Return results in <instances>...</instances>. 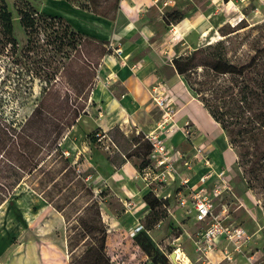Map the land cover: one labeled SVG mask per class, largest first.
I'll list each match as a JSON object with an SVG mask.
<instances>
[{
    "label": "rangeland",
    "instance_id": "rangeland-1",
    "mask_svg": "<svg viewBox=\"0 0 264 264\" xmlns=\"http://www.w3.org/2000/svg\"><path fill=\"white\" fill-rule=\"evenodd\" d=\"M73 1L75 3L68 0H7L8 7L13 15L14 33L18 40L19 48L22 49L27 41L26 33L21 26L18 15L19 7L30 3L39 12L61 16L57 14L70 13L67 10L68 7H65L66 4L70 3L78 6L81 2H87L88 0ZM97 1L99 2V9H105L106 11H110L115 2V0ZM211 15L210 30L205 35L196 34L194 44L185 54L178 58L186 60L196 50L212 44V47L208 50L202 51L200 49L194 57L192 65L194 67H190L185 74H180L183 76L186 85L198 98H202L203 96L210 97L211 102L214 103L220 102V98H224L223 96L228 98V94H231L233 91L237 92V82L239 80L229 74H218L207 65L209 61L214 60L215 57L213 56L218 51H222L223 55L230 62L238 65L248 63L257 54V68L253 73L248 74V79L250 80L257 73L260 74L259 77L264 74V0H223V3H218V0H216ZM124 22V19L121 20L118 26L121 31L124 27ZM87 38L89 37L87 36ZM219 40L224 42L223 45L220 48L214 47V44ZM1 41L0 33V49L2 47ZM118 48L119 46L111 45V42L108 41L94 40L92 38L82 39L75 50L71 49L69 55L67 54L63 58L56 57L57 59L53 63V66L55 68L58 66L59 75L57 80L54 81L51 90L43 97L44 107L45 109H49L50 113L41 122L33 125V129H31V132H33L32 137L30 140L28 139L31 146L30 151L26 149V143L28 142L20 136L6 141L4 148L0 150L2 152L0 155V182L9 183L13 180L12 177L6 175H9V168L12 165L11 158L18 157L17 154L20 156L18 152L35 153L39 164H42V167L31 175L26 174L24 179L15 186L9 197L0 204V213L3 212L0 215V252L7 246L8 251L10 250L8 255L10 254L13 257L7 264H29L26 263L25 259H21L24 257L21 250H16L23 245V238L20 236L21 233L18 234L12 228L14 223L17 222L14 218L19 220L22 216H26V219L30 220L33 214L46 213L49 208H53L52 210L56 214L59 212L42 194L51 195L56 199V202L58 200L60 203H64L66 195L76 196L81 194L78 204L76 206L71 204L67 208L72 213V222L74 221V214L78 206L82 207L88 202L98 200L103 221L108 227L106 252L110 256L111 264H153L148 255L133 239L138 230L144 229L147 225L151 226L149 229L150 236H152L164 254L168 256L172 264H251L247 256L256 251L258 252L257 264H264V204L261 198L262 195L257 194L253 189L248 187L241 167L239 168L245 178V185L243 183L238 184L237 190L245 194L248 204L245 203V206L231 212L238 201L234 197V193H230L231 191H229L228 195L230 196L226 198V204L216 200L217 203L215 204L214 211L215 213L225 212L226 217L229 216L227 218L228 222L244 227L252 235V241L243 247L242 253L236 252L233 254L235 246L223 237L220 240V246L217 244L216 252L205 254L204 250H199L196 244L198 232L203 229L205 230L209 221H196L193 218L195 214L193 209H184V206H178V202L175 201L167 202L165 200V205L161 206L157 213L148 211L143 220L140 221L141 225L138 227L139 229L132 231L130 235H124L121 232L123 222L120 219L123 217L122 214L125 212V208L130 207L129 201L126 200L124 206L120 205L117 202V197L109 189H95L80 167V158H77V153L73 155L72 152L68 151L71 150V147L68 146L69 131L71 129L58 132L54 128L57 122L65 118L66 115H72L73 110L78 107H82L87 112L82 116L89 114L95 102L93 100L94 90L98 85L110 86L116 84L115 75L105 71L106 64L104 60L113 57L119 61L123 52L117 51ZM13 70L14 67L10 69L11 72ZM2 73L5 74L6 72L2 71V51H0V86L2 85ZM30 96L23 105H20L14 117L19 122L15 123L12 127L16 129L17 134L21 133L25 126L21 122L25 121L26 117L36 106L35 104L41 98L40 86L38 84H36L34 92ZM92 132L94 131L87 134L88 138H90ZM146 135H143V137L148 140ZM55 142H58V145L62 148L64 152L63 156L69 157L72 160L71 163L76 168V173L80 176L82 175V179L76 176L70 181L72 176L67 175L64 158L61 156L60 151L54 148ZM149 155L147 158L150 160ZM23 157L16 161V163L19 164L21 162V166L26 164V167L29 168L31 166L30 162L25 161ZM144 172L145 168L140 172L139 176L143 178ZM53 177L54 179H52ZM77 178H80L82 182L84 181L83 183L86 184L84 188L81 182L77 183ZM242 180L241 177V182H243ZM235 183L237 184V181ZM64 186H69L70 189L67 190ZM60 189L62 191L58 193ZM88 190L91 193H87ZM101 192L104 193L101 194ZM3 197L4 194L0 187V199ZM38 198L39 200H44L45 206L48 208L41 209L42 206L40 204L34 203ZM175 199L177 201L178 197ZM9 216L12 220L6 225ZM55 223L58 224L57 218H55ZM37 224L35 225L36 229L33 231V235L42 238V241L38 238L39 245L46 244L48 250L58 251H62L63 241L66 242L67 246L68 231L66 230L67 224L65 220L63 221L65 228L64 239L60 235L59 224H55V229L51 232L49 226L45 225V223L43 225L41 223ZM75 224L73 223L72 226ZM79 230L80 228H75L74 231L78 232ZM70 235L74 236L73 230ZM85 240H81L80 242L85 243ZM225 247L228 248L226 252H224ZM83 248L84 245L79 247V250ZM177 249L183 255L179 260L175 256L177 263H174L171 259V253ZM66 254L68 257L62 254L60 264H69L68 246L66 247ZM60 257L58 258L60 259ZM66 258H68V262Z\"/></svg>",
    "mask_w": 264,
    "mask_h": 264
},
{
    "label": "crops",
    "instance_id": "crops-1",
    "mask_svg": "<svg viewBox=\"0 0 264 264\" xmlns=\"http://www.w3.org/2000/svg\"><path fill=\"white\" fill-rule=\"evenodd\" d=\"M215 1L120 0L114 20L70 3L65 6L70 13L57 14L63 16L76 31L94 40L111 42V45L119 46L123 52L119 61L113 57L104 60L105 71L115 75L116 84H100L94 90L92 110L89 114L80 116L69 131L68 146L71 150L68 151L73 155L77 153L79 165L95 189H109L120 205L124 206L125 201H129L130 207L125 208L120 219L124 235L138 230L140 221L149 211L144 195L151 188L139 176L146 158L137 153L121 161L125 154L110 136L105 134L116 146H111L110 150H106L99 141L95 142L87 137L89 132L97 128L105 133L118 125L129 138L154 131L162 135L180 175L160 189V194L168 197L167 202H177L175 198L184 190L180 178H188L189 185L197 187L201 185V178L209 174L203 186L207 188L215 204L216 200L226 204L229 191L234 193L241 204L237 203L231 212L248 204L245 194L237 190L238 184L245 185V178L227 133L186 85L174 64V60L194 44L196 34L205 35L210 30ZM221 2L223 0H218V3ZM174 11L183 13V17L168 23L165 14ZM123 19L125 22L121 31L118 26ZM157 97L168 98V103L173 108L172 117L162 128L158 126L162 121L163 110L156 103ZM175 126L176 129L169 135L166 134L167 129ZM105 143H108L107 139ZM198 152L203 153L200 155ZM204 156L210 160V165L205 163ZM221 170L228 177V187L223 190L224 193L215 195L213 189L218 185L216 174ZM35 201L34 203L42 206L41 209L47 207L44 200L38 198ZM186 208L190 207H184ZM52 209L49 208L46 213L33 214L30 220L26 216L19 220L14 218L17 222L12 228L18 234L21 233L23 238V245L16 250H21L24 254L21 259H25L26 263L60 264L62 254L67 256L65 241L62 251L48 250L46 244H38V240L42 241V238L33 235L37 223H45L50 232L53 231L57 218L60 235L65 238L64 217L59 212L54 213ZM11 220L9 216L6 225ZM148 233L150 235V231ZM220 240L222 239L216 240L219 246ZM7 248L6 246L0 252V264H7L13 259L8 255L10 250ZM59 252L62 254L57 255ZM66 259L68 262V258Z\"/></svg>",
    "mask_w": 264,
    "mask_h": 264
},
{
    "label": "trees",
    "instance_id": "trees-1",
    "mask_svg": "<svg viewBox=\"0 0 264 264\" xmlns=\"http://www.w3.org/2000/svg\"><path fill=\"white\" fill-rule=\"evenodd\" d=\"M69 2L75 3L73 0ZM119 0H115L110 11L100 10L97 0H88L81 2L78 6L88 10L96 15L108 19H115L118 10ZM18 15L21 26L23 27L27 41L25 46L20 49L18 40L14 33L13 15L10 11L7 0H0V33L2 47V85L0 86V150L4 148L6 141L20 136L26 143V149L30 151L28 139L32 137L31 129L35 123L41 122L45 116L49 115V109L44 107L45 94L51 90L54 81L59 75L58 66H53L56 57H64L70 54L71 49L75 50L82 39H89L79 31H76L70 23L62 16H54L37 11L33 5L18 8ZM170 23L172 20L177 21L183 17V13L174 11L165 14ZM223 41L219 40L214 47H221ZM212 44H208L202 51L208 50ZM196 50L193 55L186 60L176 58L174 64L179 73L185 74L190 67H194L193 60L200 50ZM49 54V55H48ZM213 57L214 60L208 62V66L218 74H229L233 78L239 79L237 82V92L228 94V98H220V102H211L210 97L203 96L199 98L214 119L222 126L228 135L229 142L238 156V166L241 167L249 188L257 194H261L264 204V74L261 77L259 73L254 75L250 80L248 74L253 73L257 68V54L245 64H235L230 62L222 51H218ZM53 60V62H52ZM203 64V63H201ZM13 72L10 71L12 68ZM40 86V99L35 104L31 113L26 117L21 133H16L12 128L17 122L14 117L20 105L24 104L27 98H30L34 88ZM198 92V91H197ZM199 93V92H198ZM212 98V97H211ZM23 99V100H22ZM86 110L78 107L73 110V114L62 118L55 124V130H70L80 116L86 114ZM57 118V116H55ZM11 125V126H10ZM106 134L117 144L119 149L124 152L125 156L121 161H125L130 156L141 153L145 159V167L151 164L146 157L151 149V142L144 139L142 134L129 138L120 129L118 125L114 126L108 132H102L99 128L90 134V138L98 142V134ZM135 145V146H134ZM54 148L59 150L64 158L67 175L72 176V181L76 176L82 179V175L76 173V168L72 165V160L65 157L62 148L55 142ZM18 157L11 158L12 165L9 168L8 177L13 180L9 183L0 182V187L4 197L0 199L2 204L12 193L26 174L31 175L42 167L32 152H18ZM2 152H0V155ZM24 156V157H23ZM3 157V155H2ZM21 157L29 161L31 166L26 164L21 166L16 161ZM15 160V161H14ZM45 171V169L43 168ZM75 174V175H74ZM80 178L77 183L85 187V183ZM84 178V174H83ZM54 179V177L52 178ZM71 185V184H70ZM65 187V186H64ZM67 190L69 186L65 187ZM61 189L58 193H61ZM87 193H91L90 190ZM104 192H101L103 194ZM42 196L59 211L67 224L68 231L67 246L69 254V264H111L110 256L106 252V240L108 227L104 223L98 200L88 202L82 207H77L74 214V221H71L72 213L67 208L76 206L79 202L80 195H66L64 203L51 196ZM51 196V197H50ZM149 211L157 213L165 201L158 197L152 190L144 195ZM73 223H76L72 226ZM80 228L78 232L74 230ZM150 225L137 232L133 239L134 242L148 255L153 264H172L170 259L159 248L154 239L149 235ZM74 232L72 237L70 233ZM86 239L85 243L81 240ZM84 245L82 250L79 247Z\"/></svg>",
    "mask_w": 264,
    "mask_h": 264
},
{
    "label": "built area",
    "instance_id": "built-area-1",
    "mask_svg": "<svg viewBox=\"0 0 264 264\" xmlns=\"http://www.w3.org/2000/svg\"><path fill=\"white\" fill-rule=\"evenodd\" d=\"M117 51L120 52L121 49L118 48ZM155 100L157 105L163 110L162 121L158 126L159 128H162V126L172 117L173 108L165 97H157ZM174 129H176V126L173 129H167L166 134L169 135ZM98 137V141L106 150H110L111 146L116 147L105 134L99 133ZM146 137L151 142L152 147L149 155L151 164L146 167L144 166L145 172L143 173V178L147 181L151 190L165 201L168 197L160 194L161 187L165 184L171 183L180 175L172 159L170 149L167 147L162 135L159 132L154 131L147 134ZM105 139L108 140V143H105ZM199 151H202V149ZM198 153L202 155L203 152ZM204 161L206 164L211 163L206 156H204ZM216 175L218 178V185H215L213 193L215 195H220L222 191L228 187V177L224 170L219 171ZM209 176L210 175L207 174L202 177L200 181L201 185L197 187L190 186L188 178H180L184 190H182L181 194L178 196V205L184 207L189 206L193 209L196 221H209L205 230L203 229L198 232L196 244L199 250H204L205 254L216 252V240L223 237L235 246V249L232 252L233 254L236 252L242 253L243 247L252 241V235L249 234L244 227L228 222L227 218L229 216L226 217L225 212L221 211L215 213V201L211 195L208 194L207 188L203 186ZM177 250H175V253ZM227 250L228 248L225 247L224 252ZM247 259L251 264H257L258 252L251 253L247 256Z\"/></svg>",
    "mask_w": 264,
    "mask_h": 264
},
{
    "label": "bare ground",
    "instance_id": "bare-ground-1",
    "mask_svg": "<svg viewBox=\"0 0 264 264\" xmlns=\"http://www.w3.org/2000/svg\"><path fill=\"white\" fill-rule=\"evenodd\" d=\"M184 254H185V253H184ZM182 255H183V254H182L181 252H179V250L176 251V259H177V260L181 259V258H182Z\"/></svg>",
    "mask_w": 264,
    "mask_h": 264
},
{
    "label": "water",
    "instance_id": "water-1",
    "mask_svg": "<svg viewBox=\"0 0 264 264\" xmlns=\"http://www.w3.org/2000/svg\"><path fill=\"white\" fill-rule=\"evenodd\" d=\"M175 256H176V253H175V252H172V253H171V259H172V261H173L174 263L176 262ZM176 263H177V262H176Z\"/></svg>",
    "mask_w": 264,
    "mask_h": 264
}]
</instances>
